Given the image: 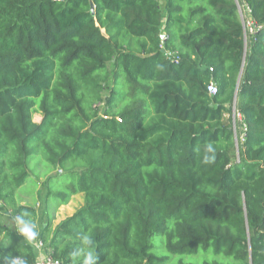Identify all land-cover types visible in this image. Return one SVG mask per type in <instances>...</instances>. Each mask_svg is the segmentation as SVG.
Here are the masks:
<instances>
[{
  "label": "trees",
  "instance_id": "1",
  "mask_svg": "<svg viewBox=\"0 0 264 264\" xmlns=\"http://www.w3.org/2000/svg\"><path fill=\"white\" fill-rule=\"evenodd\" d=\"M0 201L63 264H264V0H0ZM36 240L0 220V264Z\"/></svg>",
  "mask_w": 264,
  "mask_h": 264
},
{
  "label": "rangeland",
  "instance_id": "2",
  "mask_svg": "<svg viewBox=\"0 0 264 264\" xmlns=\"http://www.w3.org/2000/svg\"><path fill=\"white\" fill-rule=\"evenodd\" d=\"M247 30H249V29L247 28ZM248 42H249V39L247 37L246 44H248ZM227 115H229V114H227ZM41 118H42L41 113L38 111L35 112L34 119L36 121H40ZM239 156H240V145H237V147H236V159H239ZM35 191H36L35 195L37 198L35 205L37 206V209H38L39 225H43L47 221V217H46V213H45V199H46V194H47V188H46V185L44 182V178H42V177L39 178V183L36 186ZM23 200H26L27 202H33L32 197L29 194H23ZM83 202H84V198H83L82 194H77L76 196H74L68 204L62 205L56 213L53 212L56 215V218L52 222V225L54 226L57 223H59L60 221L58 222V220L60 218L64 219L67 216L73 214L76 211V209H78L83 204ZM4 215H7L8 217H10V219H12V220L8 219V221H7L10 225L9 227L18 232V228L20 226V223H19V220L16 218L15 213L13 212V213L9 214V211L5 212V210L0 206V220L3 219L2 216H4ZM11 221H13V222H11ZM15 222L17 223V225L15 224Z\"/></svg>",
  "mask_w": 264,
  "mask_h": 264
},
{
  "label": "built area",
  "instance_id": "3",
  "mask_svg": "<svg viewBox=\"0 0 264 264\" xmlns=\"http://www.w3.org/2000/svg\"><path fill=\"white\" fill-rule=\"evenodd\" d=\"M238 10L241 13V16L243 18V21L246 25V28L249 29L250 32L254 33L255 32V24L252 21V19L247 15L250 12V8L246 5H239ZM248 18V19H247ZM170 58L178 62V55L175 52H168L167 54ZM211 70L213 68L211 67ZM207 90L211 95H214L218 92V85L214 80H211L208 85H207ZM233 119H234V131H235V141L236 144L239 145L240 142H244L246 137H247V125L243 120L242 114L237 110L236 104H233ZM237 119L242 122V126L240 128V132L238 133L237 129ZM0 206L2 205V202L0 201ZM9 211V214H11V210H6V212ZM18 216V215H17ZM19 219V216H18ZM35 246L39 250V255L36 259V261L32 264H63L60 259L54 258L49 254H44L43 253V242L41 240L35 241ZM22 260V264H27L23 262V259L19 257Z\"/></svg>",
  "mask_w": 264,
  "mask_h": 264
},
{
  "label": "clouds",
  "instance_id": "4",
  "mask_svg": "<svg viewBox=\"0 0 264 264\" xmlns=\"http://www.w3.org/2000/svg\"><path fill=\"white\" fill-rule=\"evenodd\" d=\"M207 152L212 153V155H205L203 162L205 164H211L215 161V149L211 144L207 146ZM23 227L18 228V232L20 235L24 236L27 240L34 241L38 236V233L35 229V225L31 223H26L23 220L19 221ZM83 247L74 249L70 253V257L72 259V264H78V262L82 261V264H97L98 256L94 251V241L90 236L84 235L82 237ZM11 264H22V260L19 257H11L9 258Z\"/></svg>",
  "mask_w": 264,
  "mask_h": 264
},
{
  "label": "crops",
  "instance_id": "5",
  "mask_svg": "<svg viewBox=\"0 0 264 264\" xmlns=\"http://www.w3.org/2000/svg\"><path fill=\"white\" fill-rule=\"evenodd\" d=\"M4 210H5V208H4V206H1ZM5 212H6V210H5ZM3 217V219H1V221L4 223V224H6L7 226H10L9 225V223L7 222L8 221V219H10V217H8L7 215H4V216H2ZM16 218L18 219V216L16 215ZM63 218H60L59 220H58V222L59 221H61ZM10 220H12V219H10ZM19 221H20V219H18ZM11 222H13V221H11ZM38 222H39V218H38ZM15 224L17 225V223L15 222ZM19 226V225H18ZM20 227H23V225L22 224H20V226H19V228ZM36 241H39V240H36Z\"/></svg>",
  "mask_w": 264,
  "mask_h": 264
},
{
  "label": "water",
  "instance_id": "6",
  "mask_svg": "<svg viewBox=\"0 0 264 264\" xmlns=\"http://www.w3.org/2000/svg\"><path fill=\"white\" fill-rule=\"evenodd\" d=\"M92 12L95 13V5L92 3ZM237 102V92L235 94V101H234V104H236Z\"/></svg>",
  "mask_w": 264,
  "mask_h": 264
}]
</instances>
